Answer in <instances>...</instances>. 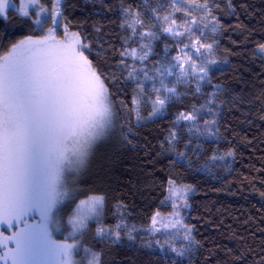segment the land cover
I'll use <instances>...</instances> for the list:
<instances>
[{
	"label": "trees",
	"instance_id": "1",
	"mask_svg": "<svg viewBox=\"0 0 264 264\" xmlns=\"http://www.w3.org/2000/svg\"><path fill=\"white\" fill-rule=\"evenodd\" d=\"M209 5L211 15L201 16L197 10L190 15L176 11L172 0H63L61 24L90 45L91 55L85 54L98 67L124 74L119 100L128 107H121L116 117L118 130L97 147L77 184L78 194L64 207L69 216L80 200L105 197L100 216L88 221L83 232L101 264H240L239 253L246 254V264H264L259 259L264 256V53L259 50L264 0H231V5L229 0H209ZM170 12L179 27L175 32L182 35L164 32L161 21ZM10 20L0 24V56L28 35H45L51 26L50 20L34 25L15 14ZM64 31L60 28L58 36ZM149 32L155 35L141 38ZM198 37L214 45L210 59L216 63L209 66L208 77L189 75L176 83L180 68L173 69L175 75L166 83L177 94L162 114L149 119L153 85L160 86L157 70L177 63L174 58L180 63L185 45L199 47ZM142 45H149L150 51L144 49L147 59L121 58L126 50L142 54ZM132 68L143 91L127 79ZM134 98L140 120L129 111L136 107ZM181 112L196 119L177 122ZM170 133L176 136L174 151ZM125 135L131 143L123 140ZM171 181L188 190L182 216L193 228L192 240L182 235L184 241H172L187 249L183 257L161 253L154 246L163 236L150 231L158 213L173 211ZM101 227L119 231L121 239L98 236Z\"/></svg>",
	"mask_w": 264,
	"mask_h": 264
},
{
	"label": "snow or ice",
	"instance_id": "2",
	"mask_svg": "<svg viewBox=\"0 0 264 264\" xmlns=\"http://www.w3.org/2000/svg\"><path fill=\"white\" fill-rule=\"evenodd\" d=\"M37 3L39 0H19L17 6L13 0H0V24H10V17L14 14L34 25L43 26L51 21L47 34L28 35L13 43L6 56H0V226L9 233L5 235L0 231V264H73L76 243H59L52 239V231L59 228L61 205L66 201L69 204L73 202L74 184L71 181L74 175L88 163L97 147L112 137L121 107H128L119 100V92L124 90L123 73L116 76L95 65L89 58L90 45L79 33L69 32L67 25L63 39H57L56 26L62 16L61 0H55L51 9L41 6V12L50 15L32 20L29 4ZM172 3L176 11H181L177 5L188 4L189 8L211 15L209 0H172ZM229 3L231 5V0ZM184 11L186 15L191 14L188 9ZM164 20L167 21L168 17ZM215 30L216 24L212 28ZM164 31L182 35L171 27ZM154 35L143 33L141 38ZM200 39L197 38L199 47L184 46L188 49L184 52L188 68L179 63V58H174L177 63L162 65L157 70L161 77L160 86L153 85L155 97L151 100L149 119L162 114L177 94L176 87H169L166 83L167 77L175 75L173 69L180 68L176 83L180 82V77L189 75L200 80L208 77L209 66L216 63L210 59L214 45L202 43ZM144 49L150 51L149 45L141 46L142 54L132 49L121 52L120 56L143 61L148 57V51ZM201 49H205L207 55ZM86 50L89 55L85 54ZM259 50L264 53V44L259 45ZM193 57L203 61L198 72ZM120 64L127 67L124 59ZM134 73L135 68L129 70L127 79L136 81L143 91ZM132 103L136 107L129 111L136 112L140 120L139 101L134 98ZM176 119L177 122L193 121L196 117L192 113L181 112ZM211 123L214 125L216 121ZM169 135L172 140L168 143L174 151L172 141L176 136L175 133ZM123 140L131 143L127 135ZM185 155V152L178 153L179 157ZM104 203L103 195L81 200L68 216L69 235L75 236L87 227L85 206L91 213ZM36 214L39 222L29 223L28 217ZM156 223L154 217L153 225ZM177 224L184 229V238L191 241L193 228L180 220L172 226ZM116 227L119 229L120 225ZM96 234L105 239L112 235H115V241L121 239L119 231L113 233L102 227L97 228ZM129 239H132L130 235ZM172 251L183 257L187 249L172 248ZM259 259L264 261V256ZM237 261L246 264V254L239 253ZM88 264H101L99 255L93 254Z\"/></svg>",
	"mask_w": 264,
	"mask_h": 264
},
{
	"label": "rangeland",
	"instance_id": "3",
	"mask_svg": "<svg viewBox=\"0 0 264 264\" xmlns=\"http://www.w3.org/2000/svg\"><path fill=\"white\" fill-rule=\"evenodd\" d=\"M26 2H27V0H26ZM54 4H55V0H50V2H48V0H44V1L39 0V3H37V4H34V5L29 4L30 15L32 16L33 14H35L36 19L41 18V17H47L48 15H50V13H42L40 10L41 6L45 9H51L54 6ZM16 5L19 6V3ZM62 5H63V0H61V7H60L61 13H62ZM177 7H181L182 11H184V9H188L189 11L197 10L200 12L201 16H208L206 13H204L200 9L189 8L188 4H185L183 6L177 5ZM184 13H185V11H184ZM166 16L168 17V20L165 21L164 18H162V21H161V25H162L163 30L165 28L171 27L173 29V31L175 32V30L179 29L178 25L175 23L176 18L174 17V14L172 12H170ZM193 20L194 19H192L191 21L193 22ZM173 21H174V23H173ZM60 28H63L65 30V25L61 24V17L59 18V22L56 26V37H57V39H63V37L58 36L59 35L58 31ZM165 33L167 35H170V36L173 35L172 33H169V32H165ZM46 34H47V30H46ZM187 51L188 50H185L184 52H187ZM8 52L4 56H6L8 54ZM193 59L195 60V66H196V70L198 72V69H199V66L201 63H199L198 62L199 60H197L195 57H193ZM180 63L184 64L186 68L189 67V62H187V57L184 54L180 59ZM189 71H191V68H189ZM117 130H118V125H117V122L115 120V127L113 129V134L116 133ZM112 137H113V135H112ZM89 162H90V160L88 161V163L83 168H81L74 175V177L71 181V183L74 184L73 198L78 194L77 184L80 181L81 176H82L83 172L85 171L86 167L88 166ZM170 188L172 190H171V193L169 196V200H170V203L172 204L173 211L167 215H161L160 213H158L155 216L157 223L155 225H153V222H152V226L150 229V231L153 235L160 234L161 236H163V238L168 239V240L163 239V238L157 239L156 245L154 246V247H157L159 249V251L163 254L166 251L174 253L172 251V248H176V249L180 250L179 249L180 246L179 245H173L174 242H172V241H179V242L184 241V239L180 238V237L182 235L185 236V231L180 225L177 224L176 227H173L172 225L175 224V222L177 220H180L185 225V223L183 221L182 211L186 207V197L188 196V190L186 188H181L174 181H171ZM91 196H94V195H91ZM91 196H89V197H91ZM89 197L84 198L82 200H88ZM79 203L80 202H78L76 204L74 210L76 209V207ZM66 205H67V201L65 202V204L61 205L59 228H58V230L52 231V239L59 242V243H63V242L73 243V242H75L77 246L73 250V255H72L73 264H88V261L92 259V256L95 253L92 252L91 247L89 246L88 241L86 239V235L83 234V232L85 231L86 228L83 229L81 232L76 233L75 236L69 235L71 228H70V226L67 225L68 216L66 215L65 210H64V207ZM102 208H103V206L99 207V209L96 212L89 213L87 206H85L83 211L86 214V220H85L86 224L88 223V221L97 219L100 216V212H101ZM28 221H29V223H38L39 222V215L36 214L35 216L28 217ZM165 225H167V227H165ZM21 227H22V225H21ZM0 231H3L5 235L9 234L8 231L5 230L4 226H0ZM10 246H12V245H10Z\"/></svg>",
	"mask_w": 264,
	"mask_h": 264
}]
</instances>
